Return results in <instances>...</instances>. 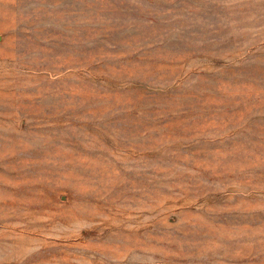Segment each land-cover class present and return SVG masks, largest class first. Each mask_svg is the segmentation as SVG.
Listing matches in <instances>:
<instances>
[{
    "label": "rangeland",
    "instance_id": "obj_1",
    "mask_svg": "<svg viewBox=\"0 0 264 264\" xmlns=\"http://www.w3.org/2000/svg\"><path fill=\"white\" fill-rule=\"evenodd\" d=\"M0 264H264V0H0Z\"/></svg>",
    "mask_w": 264,
    "mask_h": 264
}]
</instances>
